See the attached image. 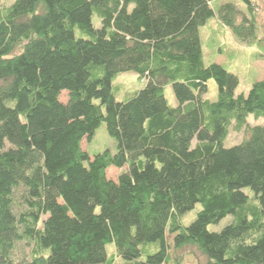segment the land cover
<instances>
[{"label":"trees","instance_id":"trees-1","mask_svg":"<svg viewBox=\"0 0 264 264\" xmlns=\"http://www.w3.org/2000/svg\"><path fill=\"white\" fill-rule=\"evenodd\" d=\"M216 1L0 8V264H182L170 250L183 247L203 264H264V127L246 121L264 117V78L233 94L225 68L204 65L199 36L214 18L250 45L254 8ZM129 72L146 85L118 102L113 80ZM209 80L222 86L215 102L204 98ZM231 120L245 137L222 148ZM102 123L116 152L90 158L82 140ZM111 167L116 181L106 178ZM227 216L221 231L208 230ZM22 244L29 252L19 259Z\"/></svg>","mask_w":264,"mask_h":264},{"label":"rangeland","instance_id":"rangeland-1","mask_svg":"<svg viewBox=\"0 0 264 264\" xmlns=\"http://www.w3.org/2000/svg\"><path fill=\"white\" fill-rule=\"evenodd\" d=\"M16 0H0V8L10 6ZM251 2L254 8V17L256 29L255 41L250 45L245 44L237 40L228 29L223 28L217 19H211L209 22L199 29V36L201 41V49L204 65L216 63L222 65L228 73L230 91L238 95L243 93L247 95L251 85L264 78V0H248ZM230 3L240 13L247 14L246 3L243 0H217L216 5ZM97 25V20L94 21ZM146 85L145 80L138 79L134 72L124 73L118 75L113 80V93L116 101L120 102L125 100L127 97L138 92ZM222 89V86L214 80L207 82V92L204 96L210 102L217 101L218 93ZM165 98L168 104L172 107L175 106V98L172 93L170 86L165 87ZM59 100L63 103L67 102V93L61 92ZM95 103H98L95 101ZM250 126H262L264 127V117L255 118L254 115H248L246 119ZM226 123H224V126ZM235 121L227 125L228 133L227 136L221 141L222 148H229L234 145L240 144L244 137V130L235 129ZM223 127L218 124L216 126L217 136L221 135ZM83 151L92 158L97 153H102L108 150L111 154L116 152V143L112 137L108 135L105 129L104 123H102L96 130L94 135L89 141L84 138L81 143ZM120 170L117 168H109L106 170V178L112 181H116V178ZM248 195L250 191L244 190ZM22 189L16 191L15 200L19 202L21 197ZM201 206L196 204L195 207L187 212L181 220L184 227L192 223L197 213L200 211ZM232 220L231 216H227L221 219L217 224L209 225L208 230L211 232L221 231L227 224ZM168 242L171 239L168 238ZM106 252L108 256L114 253V245L107 244ZM29 248L22 245L17 246V257L20 259L24 255H27ZM175 256L182 257V264H203L205 261L204 256L191 247H183L182 249L175 251L170 250V258L173 262ZM116 262H118L116 260ZM173 264V263H170Z\"/></svg>","mask_w":264,"mask_h":264}]
</instances>
